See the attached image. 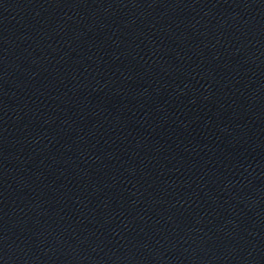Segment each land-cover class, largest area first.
Listing matches in <instances>:
<instances>
[{"label":"water","instance_id":"obj_1","mask_svg":"<svg viewBox=\"0 0 264 264\" xmlns=\"http://www.w3.org/2000/svg\"><path fill=\"white\" fill-rule=\"evenodd\" d=\"M0 264H264V0H0Z\"/></svg>","mask_w":264,"mask_h":264}]
</instances>
